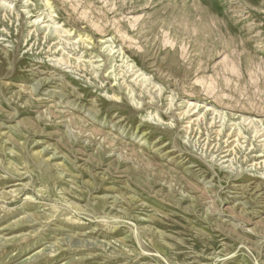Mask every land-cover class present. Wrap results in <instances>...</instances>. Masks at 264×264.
Returning <instances> with one entry per match:
<instances>
[{"label":"rangeland","instance_id":"obj_1","mask_svg":"<svg viewBox=\"0 0 264 264\" xmlns=\"http://www.w3.org/2000/svg\"><path fill=\"white\" fill-rule=\"evenodd\" d=\"M0 264H264V0H0Z\"/></svg>","mask_w":264,"mask_h":264},{"label":"bare ground","instance_id":"obj_2","mask_svg":"<svg viewBox=\"0 0 264 264\" xmlns=\"http://www.w3.org/2000/svg\"><path fill=\"white\" fill-rule=\"evenodd\" d=\"M263 132V131H262Z\"/></svg>","mask_w":264,"mask_h":264}]
</instances>
